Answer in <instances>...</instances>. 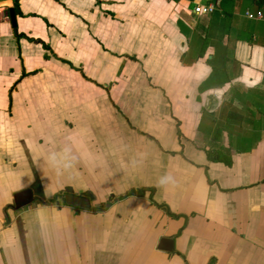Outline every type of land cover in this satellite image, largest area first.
<instances>
[{
    "label": "crops",
    "instance_id": "crops-1",
    "mask_svg": "<svg viewBox=\"0 0 264 264\" xmlns=\"http://www.w3.org/2000/svg\"><path fill=\"white\" fill-rule=\"evenodd\" d=\"M0 7V264H264V0ZM228 102L230 165L200 128Z\"/></svg>",
    "mask_w": 264,
    "mask_h": 264
},
{
    "label": "trees",
    "instance_id": "trees-1",
    "mask_svg": "<svg viewBox=\"0 0 264 264\" xmlns=\"http://www.w3.org/2000/svg\"><path fill=\"white\" fill-rule=\"evenodd\" d=\"M17 8V5L14 7ZM247 107V104H243V108ZM246 109V108H245ZM243 112L233 105L232 102H228L223 106L220 113V119L213 120L207 115H203L200 121V128L210 138L208 141V148H206L207 158L212 162H223L226 165H230L232 162V156L228 149H226L220 142V137L223 129H229L231 123L238 122L242 119ZM144 189L140 191L143 193ZM87 196H91L90 193H86ZM53 200V199H52ZM50 200V201H52Z\"/></svg>",
    "mask_w": 264,
    "mask_h": 264
},
{
    "label": "water",
    "instance_id": "water-1",
    "mask_svg": "<svg viewBox=\"0 0 264 264\" xmlns=\"http://www.w3.org/2000/svg\"><path fill=\"white\" fill-rule=\"evenodd\" d=\"M9 19L13 27L16 26V19L15 13L13 8L9 9ZM65 203L72 207L82 208V209H89L90 208V201L87 197L66 192L62 195ZM35 200L33 196V192L30 188H25L19 191H16L13 194V203L12 208L15 210L21 209L29 204H31ZM174 246V240L170 237H162L159 240L158 247L163 248L167 251H172Z\"/></svg>",
    "mask_w": 264,
    "mask_h": 264
},
{
    "label": "built area",
    "instance_id": "built-area-1",
    "mask_svg": "<svg viewBox=\"0 0 264 264\" xmlns=\"http://www.w3.org/2000/svg\"><path fill=\"white\" fill-rule=\"evenodd\" d=\"M215 9H216V5L214 3H211V2L210 3L196 4L194 6V12L197 14H210ZM245 15L248 18H260V19L264 18V14L260 10H257L256 12H251V11L247 10L245 12ZM4 17H5V14H4L2 8L0 7V22L4 19Z\"/></svg>",
    "mask_w": 264,
    "mask_h": 264
},
{
    "label": "clouds",
    "instance_id": "clouds-1",
    "mask_svg": "<svg viewBox=\"0 0 264 264\" xmlns=\"http://www.w3.org/2000/svg\"><path fill=\"white\" fill-rule=\"evenodd\" d=\"M160 183H161L162 185H163V184H166V183H165V182H163V181H161ZM171 183H172V184H175V180H172V182H171ZM108 194H110V193H108Z\"/></svg>",
    "mask_w": 264,
    "mask_h": 264
}]
</instances>
